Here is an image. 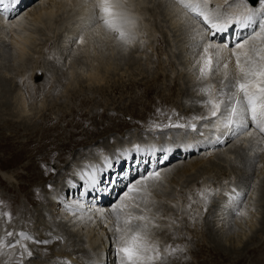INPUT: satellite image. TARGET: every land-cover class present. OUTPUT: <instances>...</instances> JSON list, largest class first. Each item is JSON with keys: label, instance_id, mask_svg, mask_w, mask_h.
Masks as SVG:
<instances>
[{"label": "rangeland", "instance_id": "374dc122", "mask_svg": "<svg viewBox=\"0 0 264 264\" xmlns=\"http://www.w3.org/2000/svg\"><path fill=\"white\" fill-rule=\"evenodd\" d=\"M40 1L36 0L35 3L29 5V8ZM151 1L149 4L148 0H136L131 4L133 6L131 9L135 7L145 9L146 7H153L157 3V0ZM162 2H164L162 7L157 9L159 12L158 24L155 27L150 26L152 28L149 30L150 32H138L137 29H134L137 40L131 46L122 44L116 38V33L108 32L103 26L100 29L98 24L101 21L99 18L96 19L99 17L97 13H94L90 24L85 25V27L88 26V29L81 30L82 34H71L72 37L66 36L76 25L80 24L82 19L69 9L57 10L59 14L55 18L60 21H56V25L49 30L44 29L38 20L35 22H27L26 20L27 23L19 29L20 32L16 30L19 35L26 34L29 37L26 43L25 56L21 59L12 52L7 53L9 48L5 46L6 44H1L3 39L0 35V83L2 87L5 83L7 88H12L14 85L19 88L17 94H13V99L9 98V102H11L9 107L2 106L7 101L8 95L3 96V93L0 95V237L12 241L19 239V236L11 238L5 236V229L12 231L15 227L17 230L20 228L17 233L24 230L26 234L31 235L33 232V238L38 241H42L41 236L49 230L51 232L56 231L58 234L61 232L60 236L56 235L57 242L55 245L52 242H48L50 245L48 243L45 245L50 253H45L44 247L39 248L36 243L31 242V246H28L29 241L26 242L25 245L28 249L30 248L29 250L35 252L31 257L24 258L23 264L28 262V264H62L64 261L75 264V259H80V256L82 260L89 257V259H84V264H96V260L93 259L97 255L96 249V251H90L87 254L84 251L80 254L68 255L70 249L67 247L70 245L67 240L64 241V237L62 238L66 232L63 231V226L57 227L65 223L59 217L62 204L58 203L61 207L55 208V210L48 203V198L53 199L54 195L52 194L56 195L61 192L60 188L69 189L68 185L75 177L74 168L79 164V155H89L88 159L90 161L94 159L95 162L104 153H120L121 146L126 147V151L133 150L134 141L144 145L151 143L167 145L166 148L168 149L169 145L173 146L182 139L196 140L201 144L204 142L205 147L201 148V146L196 152L192 151L186 157L177 158L175 162H189L202 158L201 162H206L203 165L205 170L192 172L180 180L175 179L174 182L168 180L161 188H156V190L154 188V191L145 188L142 190V194L139 193L142 199L135 201L140 208L151 209V212L146 214L154 217L155 223L160 225L159 228H153L152 231L155 236L159 233L157 236L161 237V241H167L161 249L168 243L173 247L178 245L176 248H181L183 251L176 253L178 254L176 261L180 260L179 262L184 264L186 261L189 264H202V262L204 264H255L257 256L264 255V237L262 238L264 236V224H261V221H264V192L261 189L252 196L253 188H257L258 184L264 181V144L261 141H256L254 147L252 146L253 143L246 142L248 138L246 141H242L243 144H238L241 149L243 148L242 150L239 148L241 154L249 158V163L245 165L243 161L234 159L235 155L232 153H229L227 162L220 158H213V161L208 160L211 149L206 143L209 139L206 137V133L209 134L214 127L212 128L210 121L192 119L197 110L202 112V116L207 115L208 109L202 106L201 102L208 97L204 95L202 99H196L198 95L195 92L196 89L193 88L195 84L209 81V84L215 86V90H219L221 78L217 81L218 76L215 75L217 71L214 73L217 78L213 76L216 81L198 78L199 74L192 61L199 59V55L196 54L203 52L205 44V42H200L195 32L204 29L209 35L211 30L207 29V25H204L203 22L193 21L188 14L181 8L173 6L171 2ZM238 3V0H231L229 7H236ZM54 6L51 9H55ZM223 7L227 8L226 6ZM213 8H216V10L213 9L214 11L220 13L218 10L220 8ZM21 11L19 12L20 15L17 13L13 19L23 15L24 9ZM136 15L132 16L137 18ZM143 15L141 18L147 23L148 15ZM152 19L150 18L151 21ZM192 26L195 27L191 29ZM256 30L257 27L251 31L254 33ZM251 31L247 33L246 38L249 35L252 36ZM150 33L163 37L166 40L165 45L156 46L154 42L155 45L153 44L151 47L153 38L148 36ZM66 37L70 38L64 41ZM63 41L66 47L61 43ZM140 41L144 43L141 44ZM228 41L231 42V46H235V43L238 42L234 38V28L231 34H225L223 37V43L227 44ZM139 46L143 52H136V48ZM192 47L194 50H191ZM231 48L233 47L229 49ZM192 51L194 53L190 54L189 52ZM189 54L192 57L188 56ZM97 58L103 60L99 69V78L104 80L95 85L89 81V75L92 68L98 66ZM27 60H34V63L27 66ZM13 61H15L14 64ZM39 72L42 78L35 76ZM44 78L45 82H42ZM34 80H37L36 84H45L44 89L31 91V84ZM189 86L192 88L191 90ZM149 87H154L155 93L145 95V89ZM188 89V94H185ZM21 98L25 102L27 112H20ZM171 109H175L179 113L170 121L169 118L165 117L164 112ZM182 114L187 119L181 124L186 127H166L170 122L173 123L174 118H182ZM191 125H195L197 131H193ZM243 133H239L240 135H236L237 137L235 136L236 138L231 140H242ZM133 135L137 137L134 141H132ZM227 143L218 149L229 147L230 143ZM101 146L104 147L103 150H101ZM233 148H237V146L235 145ZM132 153L134 152L132 151ZM152 160L151 157L148 158L149 163H152ZM121 162L122 167L124 165L122 168L124 171L126 166L124 158ZM172 163L169 162L166 167H171L170 165L174 164ZM160 168L162 167L160 166ZM144 170L140 169L139 171L138 167V173L130 183L137 182L148 173L157 171L151 170V167ZM233 180L239 182L238 184H244H242L245 187L242 205L240 203L239 209L233 208L231 215H227V219L223 220L222 217L225 215L220 216V218L216 215L218 212L220 213L219 208H221L217 205L220 202L216 200L221 201L223 194L219 193L224 192L225 185ZM203 183L206 185L203 186ZM82 185L80 192L86 189ZM127 186L124 187V190ZM201 193H203L204 198L201 197ZM70 195L69 193L66 194L68 199L71 197ZM119 195L120 193L116 195L114 201L119 198ZM95 197L97 196L95 195ZM112 204L113 202L110 206ZM219 205L221 206V204ZM241 209L244 211V215H238ZM137 211L139 212V209ZM4 212H15V215L11 216L10 223L6 222L8 219L2 215ZM27 218L28 220H26ZM24 221L26 222L24 223ZM48 221L53 222L48 223ZM32 224L33 226H31ZM41 224L42 226H40ZM51 224L53 225L50 226ZM38 227L42 228L39 229ZM97 227H95L94 233L98 229ZM72 228L68 229L72 230ZM78 228L75 227L76 230ZM89 229L91 231L94 227ZM209 230L216 235L215 241L224 245L221 250L212 243L208 234ZM30 232L31 234H29ZM159 237L157 238L160 239ZM110 242L112 243V239ZM76 243L80 246L74 244V248L79 247L81 249L86 245L83 240H77ZM245 246L250 249L236 263L235 259L245 252L243 251ZM64 248L66 251H63ZM7 251L8 254L6 253L5 256L15 257L16 252L20 257L22 249L18 246L16 249H8ZM237 252L241 253L238 255ZM216 254H220V257ZM114 257H116L115 249ZM172 257L174 255L168 257L163 264H177ZM111 258H113V252ZM15 261L11 262L10 260L8 264H15Z\"/></svg>", "mask_w": 264, "mask_h": 264}, {"label": "bare ground", "instance_id": "6f19581e", "mask_svg": "<svg viewBox=\"0 0 264 264\" xmlns=\"http://www.w3.org/2000/svg\"><path fill=\"white\" fill-rule=\"evenodd\" d=\"M35 1L36 0H19V2L17 4H12L10 2V0H4V3L1 4V6H0V35L2 36V39H3V41L1 42V44L2 43L3 44H6L5 46H7V48H9V50L7 51V53L12 52L13 54L16 55V57H18L20 59L23 58V56H25L26 43L28 42V38L29 37L26 34L23 35V36L19 35V33H16V30L19 31V29L22 28V27H24V25L27 22H29V21H31V22L34 21L35 22V21L38 20V21L41 22V24L43 25V28L44 29L49 30L54 25H56L55 24V23H57L56 21H60V20H57L55 18V16H57L59 14V13H57V10H63L64 11L65 9H69V10H71V12L73 11L74 13H76V15L78 16V18H82L80 20V24L79 25H76L75 28L72 29L69 32V34L66 35V36L72 37V35H74V34L75 35L76 34L78 35V33L82 34L83 33L81 31L82 29H84V30H87L88 29V26L85 27V25L90 24L91 20H93L94 13L95 14L97 13L98 15H100L99 10L93 8V4H94L95 0H41L39 3H36L35 5H32L29 8V5H31L33 2L35 3ZM148 1H149V4L152 2L151 0H148ZM154 1H156V0H154ZM162 1H165V2L167 1V2H171L172 3V0H157L156 1L157 3L155 2L156 4H154L153 7H146L145 9H143V8L142 9H137V7H135L134 9H131V7H133V6H131V4L134 3V2H136V0H127V3L125 5V7L128 9V11L130 12L131 15L134 16V15L137 14L136 16H138L137 18H135V20H136V28L135 29H137L138 32H141V31L142 32H150L149 30H152V28H150V26L151 27H155L156 24H158V21H159L158 20L159 19L158 13L159 12H157V9H159V8L162 7V4L164 3ZM230 1L231 0H228V2L225 3V0H210V2L208 4V8H209V10H212V11H214L213 9L216 10V8H213V7L220 8V9H218V8L217 9L220 11V14L221 15H224V14L232 15L235 12H239V11H243L244 10L242 7L241 8H236L237 6L236 7H233V6L232 7H229V2ZM238 2H239V0H238ZM172 4L175 7L181 8L179 5H176L174 3H172ZM53 6L55 7V9H51ZM223 6H226L228 9L227 8L225 9ZM247 6L249 8L252 7L251 4H249ZM255 7L256 8H259L260 7L259 3H257L255 5ZM23 9H24L23 15L17 16V17H15L13 19V17L17 13H19L21 10H23ZM143 12L145 13L144 15H143ZM245 14H247V13L245 12ZM19 15H20V13H19ZM142 15L143 16L148 15L147 18H146L147 19L146 20L147 23H145L144 22L145 20H143L141 18ZM59 16H61V15H59ZM150 18L151 19L153 18L152 21L150 20ZM189 18H190V16H189ZM32 19H34V20H32ZM96 19H98V17H96ZM256 19L258 20L259 17H257ZM26 20H27V22H26ZM182 20H184V19L182 18ZM149 21H151L150 22L151 24L149 23ZM98 25L100 26V29H102L101 28L103 26L102 21ZM193 27H195V26H192L191 29H193ZM255 27H257V30L256 31H259L258 24H256V23H250L247 26L236 25L235 23H233V25H230L227 30L230 29L228 31V33L231 34L232 29L235 28L234 29V38H235V41H238V42L240 41L241 42V41H243L246 38L247 33L249 31H251ZM97 28H98V26H97ZM9 32H10V34H9ZM224 32H226V31H224ZM224 32H220L219 33L220 36H218V37H216V35H212L210 33L209 35H206L205 36V40H204L205 44L208 43L207 41H210V42L213 43V47H212V49H210V51L214 54V56H213L214 61H218L219 62V68L216 69L217 74H215L216 76H218V80L217 81H219L220 78H221L220 80L223 79V73L225 71L224 68H223L224 63H228V65H229V71L231 72L232 76L235 75V71H236V69H235V63H236L235 57L232 55V51H231L232 48L229 49L230 47H233L234 48V46H231L232 45L231 42L228 41V43H227L228 48H224L223 47V45L226 44L225 42L223 43V34H224ZM251 33H252V31H251ZM252 35H253V33H252ZM148 36L150 38L151 37L153 38V41H152L153 43L150 44L151 47L153 46V44L155 45V43H156V46L157 45H159V46L165 45L166 40L163 37L158 36L157 34L154 35V33H152V34L150 33ZM70 37H66V39L64 41L69 40ZM64 41L61 42V43L64 44V47H66L65 46L66 44H65ZM263 41H264V38H262V37H256V38L250 39L243 49H239L238 48V49H235V51L237 53L241 54V58L243 59V53L245 51L250 50L252 48H259L261 46H264V42ZM46 42H49V41H46ZM171 45H172V42H171ZM9 46H11V47H9ZM217 46H219V47H217ZM194 47H192L191 50H194ZM137 48H136V52H143V49H141L140 46L137 47ZM187 49H189V48H187ZM154 50H156V49H154ZM189 53L192 54V53H194V51L189 52ZM215 53H218L219 55L217 56V55H215ZM187 54H188V52H187ZM190 54L188 56H191ZM196 55H199V54L197 53ZM182 56H184V55H182ZM91 61H92V59H91ZM110 61H111V59H110ZM196 61L197 60H193L192 61V64L195 67V69H197V73L199 74V67H200V65L197 64ZM102 62H103L102 59L101 60L98 59V66L97 67L94 66L92 68V70L90 71L89 81H92V84H95V85L97 84L98 85L101 82H103V80H104L102 78H99V73H100L99 72V69H100V66H101ZM14 63H15V61H13V64ZM33 63H34V60H29L27 62V66H31ZM131 66H133V65H131ZM129 68H130V65H129ZM35 76L37 78H42L40 72L39 73H36ZM35 76H34V78H35ZM213 76H214V74L212 76H210L207 80L213 79V80L216 81L215 78H217V77L214 76L215 77L214 78ZM32 77H33V75H32ZM37 78H35V79H37ZM30 79H31V76H30ZM230 79H231V76H230ZM193 80H195V78H193ZM36 81L37 80H34L33 84H31V91L32 90L33 91H36V90L44 89V85L45 84H43V85H40L41 83L40 84H36ZM197 81H199V80L197 79ZM42 82H45V78L43 79ZM208 84H209V81L208 82L207 81L200 82L199 84H195V85L193 84L194 85V88L193 89H196L195 92L198 95V96H196V99H199V98L202 99L204 97V94L200 90H201V88L205 87ZM11 86H12V84H11ZM16 86L14 85V87H12V88L11 87L10 88L9 87L7 88V85L5 83L3 84V87H2V84L0 83V87H1V89H0V95L2 93H3L2 94L3 96L8 95L7 101H5L4 104H2V106H4V107L5 106H7V107L10 106V103L11 102H9L10 101L9 98H12L13 94H15L17 92V90L19 89ZM189 88H190V90L192 89L190 86H189ZM155 90L156 89L154 87H149V88L145 89V95H149L151 93H155ZM232 90H235V89H232ZM188 91H189V89L187 91H185V94H188ZM50 92H51V89H50ZM160 102H162V101H160ZM19 105H20V110H21L20 112H27V107L25 105V102H24L23 98H21ZM152 108H153V106H152ZM160 108H161V106H160ZM164 113L163 114L168 119V118H173L174 116H177L178 115L177 113H179V112H177L175 109H171L168 112H164ZM195 113H196L195 116H202V112H199L198 110ZM197 113H199V114H197ZM183 115L184 114H182V118H180V117L174 118L175 120H173V123H177L178 122V123L181 124L185 119H187L186 116L184 117ZM248 122H249V128L252 129L251 121L249 120ZM212 128H213V126H212ZM243 132H241L240 129H237V128H235L233 126V128H231V129L221 127L219 130H217L216 128H213L209 134L206 133V137L209 138V139H207V142L206 141L205 142L209 145L208 147L211 149L210 150V153H209L208 160L209 161H213V158H220V159H222V160H224V161L227 162L229 160V157H228V155H230L229 153H232V154L235 155L234 156V155L231 154L232 156L235 157L234 159H238V160H240V162L243 161L244 165L246 163L248 164L249 163V158H246L244 155L241 154V152L239 150V148L241 149V147L238 146V144H243L242 141L243 140L246 141L247 138L248 139H247L246 142H248L250 144L253 143L252 146H254V143L256 141H261L264 144V138H263L264 134H261V133H259L258 131L254 130V129H252L251 135H249L247 131H243ZM239 133L240 134L243 133L242 140H237L236 141V139H235L234 141H232L233 138H236L237 137L236 135H238ZM132 139H133L132 141H134L135 139H137V137L133 135ZM227 142L230 143V146L229 147L226 146L225 148L223 147L221 149H218V148H220L221 146H223ZM123 143H125V142H123ZM133 143H134L133 144L134 145L133 150L132 149H129V151H126V147H122L121 146L120 149H119V152L120 153H112V152L111 153H104V155L99 156L95 160V162L93 161L94 159L91 160V161L88 159L89 158V155L88 156L87 155H82V156L79 155L78 156V162H79V164L77 166L74 165L75 166L74 171L72 170L75 177H74V179L71 180V182L68 181V182H70V184L68 185L69 186V189H65L64 187L63 188H60L61 189L60 190L61 192H59V193L56 192L57 193L56 195L55 194H52V195H54L53 196V199L48 198V201H49L48 203H49V205L51 207H53V209H55V208L57 209L58 207H61V206H59L58 203H61L62 204V207H61L62 209L60 210V214L61 215L59 217H61L62 220L65 223L63 225H60V226H57V227L59 228V227H62L63 226V231L67 233V234L65 233V235L62 236V238L64 237L63 238L64 241L67 240V242L70 245V246L67 247L68 249H70V253L68 252L69 253L68 255H72L73 253L80 254V253H82L84 251L87 254L90 251H94L96 249L97 251L96 250L95 251H96L97 255L93 258V259L96 260L95 261L96 264H116V261H115V258L116 257H114L115 245H114V242H113V238H114L113 234H114V232L111 230L114 227V225H115V218L113 216V213H112L111 209L113 208V206H115L119 202H123V203L129 204V205H131L132 203H136L135 201H132V200H129V199H124L123 201H121V197L124 196V194L127 191V189H128L129 186H131V185H133V184L136 183L135 181L132 182V183H130V182L137 175V173H138L137 168L138 167H139V170L141 169L142 171L145 168H148L149 169L151 167V170H157L159 172L160 175H159V178L158 179H150V180H148L146 182V184L148 185V187L146 189H148L150 191L151 190L154 191V188H155V190H156V188H161L162 186H164L168 182V180H171L172 182H174L175 179L180 180L183 177L190 175L192 172H195V171H198V170H202V171L205 170L204 167H203V165H205L206 162H201V159L202 158L201 159H197V160L195 159V160L189 161V162H183V161L175 162V160L177 158L186 157V156H188V155L191 154L190 152H192V151L193 152H196L197 149H199L201 146H202L201 148L205 147L204 142H203V144H201V143H199L196 140L194 141V140H185V139H182V140L177 141V143L174 144L173 146L169 145V148L168 149L166 148L167 145H162V144H158V143H151L150 145L149 144H147V145L138 144L136 141H134ZM235 145L237 146V148H233V146H235ZM179 147H180V150H179ZM137 148H139L140 151H137ZM103 149H104V147L101 146V150H103ZM253 149H255V148H253ZM132 151L134 153H132ZM253 153H255V152H253ZM132 154H135V156H132ZM96 156H97V154H96ZM149 157H151V159H153L152 160L153 161L152 163H149L148 162V158ZM122 158H124V160L126 162V164H125L126 166H125L124 171H122V168H124V165L122 167V162H121L122 161ZM145 158H146V160H145ZM90 159H91V157H90ZM157 159H159L160 161L158 162ZM92 162H94V163H92ZM105 162H107V165H108L107 167H105ZM169 162H173V163L175 162V163L174 164L172 163L173 165H170L171 167H166V165ZM215 163H216V161H215ZM160 166L162 168H160ZM93 172L95 173V176H96V184L95 185H93V183H91L90 180H89V175L92 174ZM243 182H244V180H243ZM238 183H237V181H234L233 180L229 184H226L225 185L226 186V189L224 187L225 191L224 192L221 191L219 193V194H221V193L223 194L221 196L222 197L221 201L219 199L216 200L217 202L218 201L220 202L219 204H221V206L219 204H217L221 208H219L220 213L218 212V214H216V215L219 218H220V216L225 215L224 217H222V219L224 218L223 220H225V218L227 219V217H226L227 215H231V210H233V208L236 209V208L239 207V205H240V203H241V201L243 199L242 198V195H243V189L245 187L243 186L244 185L243 183H242L243 185L242 184H238ZM260 183L262 185L261 184H258V187L257 188H253L254 189V192L252 193V196H254L255 192H257V191H259L261 189L263 190L262 192H264V181L263 182H260ZM18 184H17V186H18ZM81 184H83L84 187H86V189H84V191H82V192L79 191L80 190V187H81ZM83 185H82V187H83ZM126 185H128V186L124 190V187ZM205 185L206 184L203 183V186H205ZM6 186H7V184H6ZM137 188L140 190L139 193L142 194V190L145 189V185L143 183L142 184H137ZM14 190H15V188H14ZM220 190H222V189H220ZM17 191H19V190L17 189ZM145 192H147V191H145ZM18 193H16V194H18ZM68 193L71 194L70 195L71 197L69 199H68V196H66V194L68 195ZM118 193H120L119 198L114 201V198L116 197V195ZM90 195H91V197H90ZM95 195L97 197H95ZM112 202H113V204L110 206V204ZM214 203H216V202H214ZM241 205H242V203H241ZM251 205H253V204H251ZM26 206L28 207V205H26ZM18 207H19V205H18ZM20 209H21V207H20ZM97 209H99L100 211H97ZM129 210L138 212L137 209H126L125 211H129ZM234 211H236V210H234ZM239 211L240 212H244L242 209L239 210ZM255 211L257 212V210H255ZM14 213L15 212H11L10 213L11 216L15 215ZM263 214H264V208H263ZM16 215H17V212H16ZM39 216H41V215H39ZM17 217H18V215H17ZM14 218H16V217H14ZM26 220H28V218ZM7 221L8 220H6V222ZM25 222L26 221H24V223ZM27 222H29V221H27ZM52 222L53 221H51V222L48 221V223H52ZM12 224H13V222H12ZM53 224H51L50 226H52ZM261 224H264V221L263 222L261 221ZM31 226H33V224ZM40 226H42V224ZM54 227H56V226L54 225ZM75 227H79V228L76 230ZM92 227H94V229H92L90 231L89 228H92ZM95 227H97L98 229L94 233ZM38 228L41 229L42 227L41 228L38 227ZM68 228H72V230H70ZM18 230H20V228ZM18 230H17V227H15V228H13L12 232L17 233V232H19ZM30 231H31V229H30ZM23 232H24V230H23ZM31 232L29 234H31ZM45 232H47V231H45ZM259 232L261 233V230ZM57 234H58V232H56V231H54V232L52 231L51 232L49 230L47 233H45L44 235L41 236L43 238L42 241L52 242L55 245L56 242H57V238H56V235ZM59 234H61V232ZM208 234H209V238L211 239L212 243L216 244V246L218 247V249L221 250V248L224 245L220 244V242H216L215 241L216 240V237H215L216 235L211 230L208 231ZM33 235L34 234L32 232V234L30 236L33 237ZM35 235H36V233H35ZM157 235H159V233ZM157 235L155 236L156 239H158L157 237H159ZM263 237L264 236H262V238ZM159 238H160V239H158L159 242H162V243H160V247L162 248V245H165L167 243V241L164 242L163 239H162L163 241H161V237H159ZM15 239H17V238H15ZM38 239L41 240L40 238H38ZM69 239H70V241H68ZM110 239H112V243L110 242ZM34 240H36V239H34ZM77 240H79V241H82L83 240V242L86 243V245H84V248L83 247L81 249L79 247L74 248V246H75L74 244H77L76 243ZM26 242H28V241H25V242L22 241V243H24V244ZM175 242H177V241H175ZM31 244H32L31 242H28V246H31ZM36 244L39 246V248L44 247L43 251L45 253H47V252L50 253V251H47V246H45V245H47V243L46 244H44V243H36ZM36 244H35V247H36ZM77 245L80 246V244H77ZM176 246H178V245H176ZM254 247H256V246H254ZM58 248H60V247H58ZM248 249H250V248L245 246V247H243V251H245V252H243V254H240L239 255L238 253H241V252H237V254L239 256L235 259V262L236 261L238 262V260L242 259L243 255L245 253H247V250ZM7 250H5V251H7ZM71 250H72V253H71ZM190 250L192 251V249H190ZM207 250H209V249H207ZM63 251H66L65 248H64ZM7 252H9V251H7ZM34 252L35 251H32V255L34 254ZM60 252H62V251H60ZM112 252H113V258H111ZM13 255H14V253H13ZM176 255H178V254L175 253L174 254V257H172V259L174 258V262L177 260V258H176L177 256ZM219 255H217V256H219ZM225 256H227V255H225ZM8 257H9L8 255L1 257L0 264H2V262L5 261V260H7L8 263H9L10 260L8 259ZM180 257H182V256H180ZM18 258H19L18 257V254H16V252H15V257H13L11 259V262L14 261V260H17ZM215 258H216V256H215ZM84 259H89V257L84 258ZM84 259L82 260V258L80 256V259L76 258L75 259L76 262H74V263L75 264H84L85 263ZM223 260H225V259H223ZM226 260H227V258H226ZM255 260H256L255 261V264H256V262H257V264H264V255L257 256V258ZM179 261H176V263L177 264H179V263L184 264L183 262H179ZM199 261H201V260H199ZM185 263L186 264H189V263H187V261ZM202 264H204V263L202 262Z\"/></svg>", "mask_w": 264, "mask_h": 264}, {"label": "snow or ice", "instance_id": "6c2138e0", "mask_svg": "<svg viewBox=\"0 0 264 264\" xmlns=\"http://www.w3.org/2000/svg\"><path fill=\"white\" fill-rule=\"evenodd\" d=\"M10 2L17 4L19 0H10ZM209 2L210 0H172V3L179 5L193 21L199 23L202 20L203 24L207 25V29L211 30L212 35L227 31L233 23L241 26L256 23L259 31L254 32L252 36L243 41L235 43L234 48L231 49L236 61L235 75L232 76L229 71L228 63H224L225 71L223 79L220 81L219 90H215L213 84H208L200 90L208 97L201 102L202 106L208 109L207 115L194 116L192 119L210 121L217 130L221 127L231 129L234 126L241 132L247 131L249 135H251L252 129L264 134V46L245 51L243 59L241 54L235 51L238 48L243 49L250 39L264 35V0H239L237 7H242L244 10L232 15H221L218 11L209 10ZM227 2L228 0H225V3ZM3 3L4 0H0V4ZM126 3L127 0H95L93 8L99 10L98 18L102 21L103 27L108 32L116 33V38L122 44L131 46L137 40L134 31L136 20L125 7ZM256 3H259V8L255 7ZM249 4L252 5L251 8L247 6ZM257 17H259L258 20ZM196 35L199 36L202 43L207 32L200 29ZM140 43L143 44L144 42L140 41ZM212 47L213 43L209 41L204 44L203 52L199 54V59L196 61L200 65L198 78L208 79L219 67V62L214 61V54L210 51ZM223 47L228 48V45L225 44ZM215 55L218 56L219 54L215 53ZM169 120L171 121V118ZM249 120L252 129L249 128ZM166 127L183 128L186 126L178 122H170ZM191 128L193 131H197L195 125H191ZM137 151L140 149L137 148ZM107 166V162H105V167ZM159 175L158 171H153L143 176L135 184L128 187L124 196L121 197V201L124 199L132 201L142 199L137 184L143 183L147 188L146 182L150 179H158ZM89 180L93 185L96 184L94 172L89 175ZM200 195L204 198L203 193ZM126 209H139V212L125 211ZM97 211L100 210L97 209ZM111 211L115 218V225L111 230L114 232L116 264H163L168 257L183 251V249L171 245L161 249L159 240L155 238V234L152 232L153 228H159L160 225L155 223L154 217L146 214L151 212V209L140 208L138 203L129 205L119 202L113 206ZM2 215L8 219L9 223L11 222L10 213L4 212ZM238 215H244V213L238 212ZM5 236L8 238L20 237L14 241L0 237V257L6 255L5 249H16L18 246L22 249L15 264H23L24 258L32 256V251L22 241L48 243V241L34 240L32 236L26 233H14L7 229H5ZM8 259L11 260L12 257L9 256ZM2 264H8V261L5 260ZM62 264H69V262L64 261Z\"/></svg>", "mask_w": 264, "mask_h": 264}]
</instances>
